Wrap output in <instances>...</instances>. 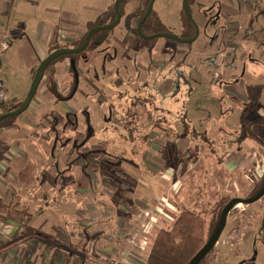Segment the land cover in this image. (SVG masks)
<instances>
[{
    "label": "rangeland",
    "instance_id": "obj_1",
    "mask_svg": "<svg viewBox=\"0 0 264 264\" xmlns=\"http://www.w3.org/2000/svg\"><path fill=\"white\" fill-rule=\"evenodd\" d=\"M148 1L149 0H145L144 2L140 0L139 10L143 12ZM113 5L114 3H112L108 12L109 20L114 18ZM182 5V0H156L153 7V14H156L159 20L157 28L159 30H167L176 35H180V26L182 25L183 16L181 14ZM258 8L261 9V11L254 16L262 15L260 18L263 20L262 24L264 25V13L262 12L264 11V2L261 4V7ZM86 15L90 16L91 14ZM193 17L196 21L199 20V14L197 11L194 12ZM122 22L124 27L121 25L116 28V33L125 30V18H123ZM215 23L219 26L218 22ZM215 23L211 24L208 29L205 28L208 30L209 34L217 29L216 25H214ZM122 35H124L123 32H121L120 36ZM127 35L128 33L126 32L125 37L124 39H121V42L127 38ZM260 36V45L264 47V29L260 33ZM142 42L141 56L144 59H148L150 47L146 44L151 45L155 42H161L163 45L165 42L170 41L160 38L155 41L145 40ZM253 42L254 41L252 40L249 45H252ZM206 46L207 40L203 36L198 38L194 43L183 46L185 50L181 51L179 54L177 64L186 54L187 60L182 64L180 70L186 75V77H181L179 75V69H177L178 65H175L172 62L174 60L171 51L158 49L156 53L158 59L162 63L166 65L173 64L171 69H175V75L177 76L175 84L182 85L180 90L168 89L172 84L166 85L164 94L161 96V103L163 102L162 105H164L165 114L168 117L169 115H173L175 118H171V122L175 123L167 124L166 122H160L159 125L161 131L164 132L166 136H160L157 141L165 144L167 141L175 140L176 145L181 150H183L184 146L188 148L190 154L186 151L188 157L186 158V162L183 163V172L172 169V174H166L164 172L165 168L162 167V160L166 158V153L162 151L156 152L157 149L152 147L151 149H154L153 151L156 154L155 156L151 155L150 157H147L144 155L147 146L141 145L139 146L141 149H139L138 154L133 156L131 153L127 155V153L122 150L129 159L127 158L122 161L121 165L118 166L119 168L114 170L104 168L100 170V168L97 167L95 171L92 172L94 175L93 182L87 180L86 177H88V175H84L83 167L79 165L83 164L84 156L88 158L86 153L88 143L103 142L107 147L108 141L112 146L115 144L114 146L118 147V145L123 142L119 137L113 138L114 140L111 141L109 140L111 137L106 138V135H104L102 139H98L102 134V129L105 127H112V122L108 121L106 118L112 116L110 106L112 101L115 100L116 95L109 90L107 91L106 96L108 99H111L108 104H106V102H101L100 99L97 101L96 96L92 93H88V96L84 93L72 95L69 104L60 103L56 99L55 94L45 95L43 108L46 106V109H49V112L41 113L39 111L41 117L43 115L50 116L52 113H60L64 116L68 114L70 116H75L74 119H79L80 126L82 127V129L74 131L73 127H69L68 125L67 128L61 131L58 127L57 121L51 120L53 126L46 130V127H44L41 122L42 120L35 117L34 121L33 114L30 112V110H40L42 94L40 92L41 90L39 91L38 89L36 96L32 101L31 109L25 111L20 116H15L10 119L16 121L15 127L18 129H4L3 127L10 122L8 119H5L0 123V165H3L5 168L10 165L9 161H15V169H13L12 172L8 170L5 173V176L4 173L0 174V220H2L0 223H7L11 228L17 225L18 231H15V233L20 232L21 230L22 233H30L24 230L29 227L24 221L26 216H28L29 213L31 214L30 211L35 215H40L42 213L50 215L54 209L58 207L61 209V206L65 205L69 211L64 214L74 215V210H76L77 213L79 208L78 201L82 198L81 194L84 192L89 197L83 199H88L90 202H96L100 198L112 196L115 197V200L112 198L108 199L111 200V203L114 206L116 205V210L118 208V205L116 204L118 200H121L123 203L121 207L127 206L128 209H130L128 205L131 203L134 206L135 199L139 198L142 194V190L139 189V186L142 187L141 184L144 185L143 182L145 181L149 183L153 178L148 179V177H152L151 172H154L156 173L155 180H158L162 184V188L157 191L154 196L149 198L154 199L155 201V209L152 208L150 211L151 218L154 217V219H151L147 223V220H143V218L140 220L138 218L139 223L136 226L137 228L135 227L136 229H132L133 233H131V238L134 243L133 249L136 251H133L132 249L131 251L133 253L124 255L123 260L125 261V264H147L149 255L152 252L159 234L172 229H170V227H172L175 220L174 218L179 214L178 211H180L179 209L177 211L176 203H182L181 200L194 204V207L191 209L205 219L200 220L203 233L202 236L204 237L207 235L211 218L209 211L214 203H216L222 196H232L234 194L242 195L245 193L251 194L255 191V185L261 184L262 182L264 183V178L261 181H257V177L259 178L260 174L263 173L262 171H264V148L257 139L251 137V135L257 134L264 137V123L253 126L252 129L249 125H243L247 128L241 135L239 130L242 122L240 119H242V115L245 114L247 109L245 102H242L233 92H231V95H228L225 93V90L220 87H218L217 91L213 93L214 99L209 97L210 95L201 91V86L197 83L198 77L193 70L203 64V62L206 64L207 54L198 57V52L205 49ZM6 52L7 51L1 55V58L4 57ZM193 54H196V56L191 57ZM230 56L229 69L233 67L231 71L239 75V78L244 82L245 93L251 96L255 91H258L260 95L262 92L261 87L264 82L258 81V83H256V80L254 79H256L255 77L258 75L257 77H259V80H264V78H260L261 76H264V62L258 63L256 61H247L245 63H238L240 59L237 60V56L234 55L232 51ZM209 57L208 61L213 64L212 68H214L215 71L221 72L226 68L225 65H222V67L219 66L218 61L212 63V61L214 62V59L212 56ZM28 59L30 58L26 53L23 56L22 54L17 53L16 55L11 54V57H8V60L4 58L3 65H0V76L4 81L9 95V102L0 105V115L5 114V112L8 113V110L14 106L10 105L11 103L15 101L23 102L27 98L30 89L29 83L32 82L28 81L30 80L28 78L30 71ZM98 66H101V63H99ZM57 77L61 86L64 87V85H62L64 84L62 83L63 79H61L60 76ZM90 77L94 78L99 86H102L104 83L102 75L97 72H92ZM251 79L252 81H250ZM189 85H191V87ZM234 85L237 86L238 84L236 83ZM40 86L41 87L39 88L42 89V84ZM84 89L85 91H88L85 85ZM258 92L256 93L258 94ZM241 98L244 100L243 96ZM64 99H68V97H65ZM261 99L264 98L259 96L258 101L263 104L264 100L261 101ZM216 106L223 113L224 118L230 122V128L233 133L230 137L223 135V137L219 139H213V134H203L200 135V139H202L204 143H194L193 138L197 133L196 130L198 126H203L204 128H207V130L211 129V131L221 129L223 128L222 126L229 128L228 124L220 123V119L215 124H211L209 122L210 120L207 121L208 117L211 119L212 109H216ZM257 112L261 114L263 113V110L260 109L254 113L252 108L249 113L245 114V119H248V121L253 120V118L258 117L259 114ZM214 116L212 117L214 118ZM28 120H32L33 123L29 125ZM143 121L144 123H148L151 120L147 117L143 119ZM201 121L204 122L201 124ZM88 129L94 131L95 134H88ZM154 131L160 130L156 129ZM35 132L39 133L40 136H34ZM107 132L111 133L109 131ZM50 133L53 134L50 135ZM24 136L28 137L27 142L29 139V151L31 152L29 154L28 151L29 159L25 162V166L22 170L25 174V179L28 177L26 181L21 174L22 171L20 166L23 165V160L21 159V151L19 150L26 149L27 142L23 141V139H25ZM246 139L251 141V146H249V141H245ZM208 140L209 144H207ZM211 140L215 141L214 144ZM4 143H7V146L11 145L10 151L5 154L4 151L7 148L2 151V149H4ZM196 144H201L198 147L202 146L199 154H196L195 152ZM242 144L244 146L243 152L248 153V160H246L247 164L244 165V168L238 166L235 171L232 170V172H226L223 167L217 165V163L226 158V155H229V153L231 154L229 157L231 159L230 161H234V163L238 162L239 164L240 161L244 160L242 153L240 154L237 152ZM210 148H215L214 155L218 158H214L211 154H208L210 153ZM174 149L177 150V147ZM110 150L115 152L116 148H110ZM208 150L209 152L206 153ZM170 151V157H172V147L170 148ZM181 152L183 153V151H180V153ZM22 154L24 153L22 152ZM249 154H251V156H249ZM4 159L6 160L4 161ZM197 162H199L198 166ZM10 167L11 166H9V169ZM39 169H45V171L49 172L55 171V176H57V172L58 174H62L61 177L63 180L58 183L59 186L56 187L55 191V195L58 197L59 202L55 203L52 207H50L51 203H46V199L43 197V195H45V189L38 199L35 197L37 189L34 187V182L31 178L33 173L31 171H38ZM17 170L18 173H20V176L15 174V171ZM105 172L109 175L107 182L110 185L106 184V187L103 186ZM176 173L178 174L175 177ZM164 178L166 180L163 185V182L160 179L164 180ZM174 179L180 182L175 184L176 188L172 187L173 183L170 184L169 187H171V190L167 193L169 194L168 196L166 194L168 190V182L170 180L173 181ZM24 181L25 183L23 186H20L21 182ZM13 182L18 183L17 187H15V185L11 187ZM233 182L238 188L234 186L233 189ZM87 183H89V185ZM66 185L72 186L71 192H69V197H63L65 196L63 195L61 196L62 198H59L60 194L65 191ZM180 185L181 188H179ZM46 191L51 193V197L53 196L54 191L52 189ZM26 194L29 195L30 198H28ZM149 194L151 193L149 192ZM238 204L241 205L237 206V208L230 214V222L228 219L227 228H225V232H223V235L220 238L222 244L220 245V250H218L217 264H264V198L252 203L250 206H247L244 203ZM168 209L170 211H168ZM91 210H94V208H91ZM142 210L141 212L144 213V216L149 218L150 215L147 214L149 212H147L146 209L144 211ZM168 215L174 218H171ZM64 217H68V215H65ZM229 228H235L236 230V233H234L235 239H231L232 244L231 242L223 243L224 240H228L226 233ZM6 230L8 229L6 228ZM6 232L7 231H5V233ZM213 254L214 252L211 256H213ZM211 256L209 258H211Z\"/></svg>",
    "mask_w": 264,
    "mask_h": 264
},
{
    "label": "flooded vegetation",
    "instance_id": "obj_2",
    "mask_svg": "<svg viewBox=\"0 0 264 264\" xmlns=\"http://www.w3.org/2000/svg\"><path fill=\"white\" fill-rule=\"evenodd\" d=\"M142 1L145 2V0ZM263 2L264 0H188L190 6L189 7L190 13L192 16L191 19L185 10L182 0L183 5H182L181 14L183 16H182V25L180 26L181 34L177 36L182 39H192L196 37L194 41L187 43V42H180L178 40L169 37L161 36V34L163 33H172V34L174 33L167 30H159L157 28L159 24V20L157 15L153 14V9L149 17L142 24L143 34H141L138 28L142 18L144 17L149 7V4L151 3V0L148 1L143 12L139 10L140 0H122L120 4L122 6V12H121L122 17L120 23L113 29L96 31L91 36L90 42L87 48L83 52L79 54L69 55L68 58L70 59V67L72 69L74 83L72 87L70 86V89L68 90L67 94L61 95L59 86L57 85L55 86L54 89V84H52V81L49 82L50 90L54 89L53 94L55 95L57 94L56 96H58L59 99L58 101L60 103L64 101L63 103L69 104L70 97L72 95H76L77 91H79L78 89L80 88L79 80H78L80 74V69L78 67V60L83 57L86 61H89V59H91L92 56V54L90 53L96 52L95 54V56L97 57L95 63L96 65L93 66L92 69L88 70V73L91 74L92 72L94 73L97 72L98 74L102 75L104 79V83L102 84V86H99L97 81L94 78H92V83L90 84L88 83L89 84L88 86L92 88L93 90L92 94L96 96L97 101H99L100 98L105 97L107 95L106 91L108 90L116 95L115 100L112 101V104L110 106L112 116L106 118L108 121L112 122L111 123L112 127L110 128L105 127L104 129H102L101 130L102 134H105L107 131H109L111 133L117 134V136L119 135V137L123 140L130 141L129 143L131 144L130 153L132 156L138 154L139 146L146 145L147 149L144 155L150 157L151 151L153 152L154 150L151 148L155 147L157 149L156 152L162 151L166 153V158L162 160L163 163L162 167L165 168L164 171L175 169L183 172L182 170L183 163L186 162V158L188 157V154H190L188 148L184 146L183 150H181L176 145L175 140L167 141L165 142V144L157 141V139L160 136L162 135L166 136L165 133L161 131V127L159 123L160 122H166L167 124L175 123V122H171L172 120L171 118H175V117L173 115H169L168 117L164 112V105H162L163 102L161 103V96H163L164 94L166 85L172 84L168 89H178V90H180V87L182 86L175 84V79H177V76L175 75V69H171L173 64H170L171 65L170 66L162 63L156 55L157 50L162 49L164 51H171L174 60L172 62L176 65L178 62L179 54L181 53V51L185 50L183 48L184 45L192 44L202 36L205 37L207 40V46L205 49L198 52V57H202L207 54L206 64L203 62V64H201L199 67L193 70V72H195V74L198 77L197 83L200 86L201 84H203L202 82H207L210 79V84L209 85L203 84V86H201V91L210 95L209 97L214 99L213 93L217 91L218 87H220L221 89H224L225 93H227L228 95H231V92H233L242 102H245V106L247 107L245 114L249 113L252 108L254 113L260 109L263 110V113L261 114L257 112L259 114L258 117L253 118V120L251 121L245 119V114L242 115V119H240L242 123L239 130L240 134L242 135V132H244L245 129L247 128L243 125L245 124L249 125L252 129L253 126L264 123V103L261 104L258 101L259 96L264 98L263 96L264 84L261 87L262 92L260 95L258 91H255V93H253L251 96L246 94L244 90V82L239 78V75H237L238 77L234 79L232 78L234 72L231 71L233 67L229 69L230 58H231L230 55L232 51V53L237 56V60L240 59L238 63H245L247 61H256L258 63L264 62V47L260 45V41H261L260 33L264 29V25L262 24L263 20L260 18L262 17V15L261 16L256 15L257 17L254 16L255 14H258L261 11V9H259L258 7H261V4ZM195 11H197L199 14V20L197 21L193 17ZM262 12L264 13V11ZM116 17H117V13H116ZM123 18H125V30L124 31L121 30V31L124 33V35L117 36L115 30L121 25L122 27H124V24L122 22ZM115 19L116 18H112L110 20L109 19L100 20L97 21L95 24L90 25L86 33L84 34V37L79 42H77L75 46H72L71 48L82 46L85 43L88 32L91 28L111 23ZM215 22H218L219 26H217ZM213 23H215L214 25H216L217 29H215L214 31H212L211 34H209L207 29ZM126 32L128 33L127 38L123 42H121V39H124ZM160 38L167 39L170 42H165L163 45L161 44V42H155L151 45L146 44L149 45L150 47L149 58L148 59L142 58L141 56V48L143 43L142 41L145 40L155 41V40H159ZM252 40L254 41L253 44L249 45V43L252 42ZM90 49H92L93 51ZM195 56L196 54L191 55V57H195ZM209 56H212L214 59V62L211 60L212 63H216V61H218L219 66L222 67V65H225L226 68L223 69V71L221 72L215 71L214 68H212L213 64H211L208 61V59L210 58ZM186 60H187V55L185 54L177 64L178 65L177 69H179V75L181 77H186V75L180 71L182 68V64L185 63ZM98 61L99 63H101V66H98L99 64V63L97 64ZM57 62L58 60L56 59L52 63H50V65H48L47 68L45 69L44 75L47 71L50 70L51 66L55 65ZM88 68L89 67H87V69ZM202 74H205V76L208 77V79L201 81ZM227 74L229 76L228 78L224 76ZM257 76L258 75H256L255 77L256 79H254L256 80V83H258V81L264 82V80H259V77ZM260 78H264V76H261ZM250 81H252V79ZM236 83L238 84L237 86L234 85ZM189 86L191 87V85ZM101 88H102V92L99 91V89ZM256 92H258V94ZM242 96L244 97V100L241 98ZM65 97H68V99H64ZM263 100L264 99H261V101ZM110 101L111 99H109L106 102V104H108ZM23 103L24 101L13 102V105L17 106L18 108L11 107V109L8 110V112H12L19 109L23 105ZM30 109L31 106L28 110ZM30 112L34 114L36 113V111L33 110H30ZM212 116H214V118ZM43 117L44 115L42 117L40 116V119L41 118L43 119ZM64 117L66 118H63L62 115H59L57 113H55L54 116L52 115L46 116L45 117L46 118L45 120H47V126L45 123L46 130L50 129L53 126V122L51 120L57 121L58 127L61 131L67 128L68 125L69 127H73L74 131H78L82 129V127L80 126V120L74 119L75 116H70L67 114ZM147 117L151 121L148 123H144L143 119ZM11 118L12 117L5 118L8 119L10 122L3 127L4 129L6 130L18 129L15 127L16 121L15 120L12 121L13 119L10 120ZM219 119H220V123L226 125L230 124V122L224 118L223 113L220 111V109L216 106V109H212L211 119L208 117L207 121L210 120L209 122L211 124H215L219 121ZM3 120L0 121V123L3 122ZM203 122L204 121H201V124ZM28 124L31 125L30 123ZM156 129L160 131H154ZM221 129H217L216 131H208L207 128H204L203 126H198L196 130L197 133L193 138L194 143L195 142H200L201 144L204 143V141L200 139V135L203 134L206 135L207 133L213 134L214 136L216 135L217 139L223 137V135H227L226 133L220 134V132L218 131H220ZM87 132L88 134H95L94 131H91L89 129L87 130ZM247 132L249 133L248 130ZM58 133L61 134L60 132ZM52 134L53 133H50V135ZM34 136H40V134L35 132ZM103 136H101V139L103 138ZM251 137L257 139L258 142L261 143L262 147L264 148V141H263L264 137H262L260 134L251 135ZM211 141L214 144L215 141L214 140ZM201 144L199 145L196 144V148H195L196 154H199L201 152L202 146L198 147ZM207 144H209V140L207 141ZM171 147L173 148L172 157H170L171 155L170 152L172 151V150L170 151ZM176 147L177 150L174 149ZM240 150L241 149L239 147V150L237 152H240ZM123 151L126 152V150ZM123 151L112 152V150L110 149L108 150V148L105 146L103 142L101 143L94 142L90 144L88 143L86 147V153L88 155V158L84 156L83 164L79 166L83 167L84 175H88L86 179L93 182L94 175L92 174V172L95 171L97 167H99L100 170L104 168L113 169V170L119 168L118 166L121 165L122 161L128 158L126 154L123 153ZM180 151H183V153L182 152L180 153ZM186 151H188V154L186 153ZM247 154L248 153H246V155L243 156L245 162H247L246 161L248 158ZM230 155L231 154H229L228 156L230 157ZM26 157L28 160L27 154H25V158ZM228 160L231 159L229 158ZM220 162L221 160L217 163L218 166H220L221 164ZM198 164L199 162H197V166ZM31 172L34 174V177L32 174L31 178L34 182L35 189H37L35 193V197L37 199L39 198L40 194L44 192L41 190L42 187L46 185L54 191L52 197L50 196L51 195L50 192L48 191L44 192L45 195H43V197L44 199H46V203H50L51 201L56 199L55 191H56V187L59 186L58 183L62 182L63 180L61 177L62 174H58L57 172V176H55L54 175L55 171L49 172V171H45V169H39L38 171L35 170ZM262 172L263 173L260 174L259 178L257 177V181H261L264 178V171ZM21 174L22 177L25 179V174L23 171ZM177 174L178 173L175 174V177L177 176ZM18 176H20V173L18 174ZM108 178L109 175L105 172L103 179L104 183H107ZM27 179L28 177L25 179V181ZM25 181L21 183V186H23ZM177 182L179 183L180 181L174 179L173 181L170 180L168 182V190L166 194L171 190V187H169L170 184L173 183L172 187H175L176 186L175 184ZM15 183L17 182H13L11 187H13ZM234 186L235 183L233 182V189ZM254 187H255V191L251 194L245 193L242 195L234 194L232 196H222L216 203H214V205L209 211L211 218H210V227H208L209 230L207 235L203 237L202 236L203 233L198 234L200 239L198 241V243L200 244L199 251L203 248V246L207 243V241L211 238V236L215 233L216 229L220 225L227 204L231 200L236 198L249 199L256 196L264 188V183L262 182L261 184L255 185ZM179 188H181V185ZM167 195L169 196V194ZM27 197L30 198L29 195H27ZM263 198L264 196L257 201H260ZM181 202L182 203H176L177 211L178 209L180 210L178 211L179 214L175 218L168 215L169 217L175 219L170 229L176 227V225L180 222L186 223L187 217L190 218L192 225L197 227V223L198 222L201 223L200 220L204 218L191 209L194 207L193 203H188L185 202L184 200H181ZM251 204H246V205L250 206ZM236 208L237 207H233L228 213L226 225L222 231L220 238L222 237L223 232H225L224 231L225 228H227V221L230 218L229 217L230 214ZM168 211L170 210L168 209ZM234 233H236L235 228H229L226 233V237L228 238V240H224L223 243L231 242L232 244L231 239H235ZM220 238L215 243L212 250L208 252L205 256H203L197 264L218 263L217 260L218 250H220V245L222 244ZM213 252L214 254L213 256H211ZM210 256L211 258H209Z\"/></svg>",
    "mask_w": 264,
    "mask_h": 264
},
{
    "label": "crops",
    "instance_id": "obj_3",
    "mask_svg": "<svg viewBox=\"0 0 264 264\" xmlns=\"http://www.w3.org/2000/svg\"><path fill=\"white\" fill-rule=\"evenodd\" d=\"M112 3H114L113 0H0V19L3 26L0 33L6 35L11 41L10 49H8L4 57L1 58L0 65H3L4 58L8 60L11 54L16 55L17 53L23 56L26 53L30 58L28 59V63L30 64L28 76L30 80L28 81H32L39 63L53 50L60 47L75 46L77 42L84 37L88 27L100 21V17L103 18L102 20H108V12ZM86 14L91 15L87 16ZM121 32L122 31L116 33V35L120 36ZM90 54H92V56L89 61H86L83 57L78 60V67L80 69L78 80L80 88L76 95L84 93L88 96V93H93L92 88L88 86L92 83V77H90L88 70L96 65L97 57L95 56L96 52ZM98 63L99 61L97 64ZM87 67L89 68L87 69ZM57 76L63 79L62 83L64 84L62 85H64V87L59 83ZM224 76L227 78L229 77L228 74ZM201 77V81L208 79L205 74H202ZM236 77L238 76L234 73L232 78L234 79ZM50 81L54 84V89L56 85L59 86L61 95L67 94L70 86L72 87L74 83L69 58L59 60L45 73L42 79V89L39 88L42 94V104L40 110L37 109L35 114L32 113L34 121L35 117L40 119L39 111L41 113L49 112V109H46V106L43 108V105L45 95L53 94L54 89L50 90ZM202 83L209 85L210 79ZM29 84L31 86L32 82ZM203 84H201V86H203ZM84 85L87 87L88 91H85ZM99 91L102 92V88L99 89ZM56 99L59 100L58 96H56ZM108 100L107 96L100 98L101 102H107ZM63 102L64 101H62V103ZM57 114L65 118L63 114ZM54 115L55 113H52V116ZM45 117L46 116H44L43 119L41 118L43 126H45V123L47 126ZM28 123L31 124L33 121L28 120ZM228 126L229 128L222 126L223 128L218 132H220V134L226 133L227 136L230 137L233 131L230 128V124ZM208 131H211V129ZM103 135H106V138L111 137V139H109L111 141L117 136L115 133L108 132L106 134H101V136ZM101 136L99 139H101ZM24 137L25 139H23V141L27 142L28 137ZM117 137H119V135ZM213 137L217 139L216 135ZM245 141H249V139ZM129 143L130 141L123 140L118 147H115L114 144L111 148H116L115 152L126 150L127 155H129L131 151V144ZM29 144L28 139L25 147L26 149H19L21 151V159L23 160V165L20 166L21 170H23L25 162L27 161L25 154L28 156ZM243 144L240 146L242 151L240 150L239 153L245 156L246 153L243 154ZM249 144V146H251V141H249ZM6 146L7 143H4V149H2V151L7 148L4 154L11 149V145ZM138 148L141 149L140 147ZM213 149H210V153H208L209 150L206 151V153L211 154L214 158H218L214 155L215 148ZM22 152L25 154H22ZM30 153L29 151V154ZM155 154L154 151L150 153L152 156H155ZM249 156H251V154H249ZM228 157L229 156L226 155V158L221 160L219 166L223 167L226 172L235 171L238 166L244 168L246 163L244 160L240 161L238 164V162L234 163V161L228 160ZM5 160L6 159H4V161ZM14 163L15 161H9L10 165L5 168L3 165H0V174L4 173L5 176L8 170L12 172V170L15 169ZM9 166H11L10 169ZM18 170L15 171L17 176L19 174ZM164 172L166 174H172L173 170L171 169ZM151 173L152 177L149 176L148 179H153L150 180L149 183L146 181L143 182L144 185L140 183L142 187L139 186V189L142 190V194L139 198L135 199L134 206L131 203L128 205L130 209H128L127 206L121 207L123 203L121 200H118L116 202L118 205L116 210V205L114 206L111 200L108 199L112 198L115 200V197L112 196L100 198L96 202H90L88 199H83L89 197L84 192L81 194L82 198L78 201L79 208L77 213L76 210H74V215L64 214L69 211L65 205H62L61 209H59V207L54 209L50 215H46L45 213L35 215L30 211V216H26L24 221V223L29 226L24 230L30 233H22V230L15 233V231H18L17 225L11 228L7 223L3 224V222H1L0 264H125L123 260L124 255L133 253L131 251L134 244L131 238V233H133L132 229L137 228L136 226L139 223L138 218L140 220L141 218L146 220L141 210L155 209L154 199L149 198L154 196L155 193L162 188V184L158 180H155L156 173ZM160 180L164 185L166 179ZM87 184L89 185V183ZM106 184L109 185L107 182L103 183V186L106 187ZM14 185L17 187L18 183ZM44 189L46 191L50 188L45 185L41 190L43 191ZM71 189L72 186L66 185L65 191L60 194L59 198L63 195H65L63 197H69ZM149 192L151 194H149ZM56 198L57 200L54 199L50 202V207L59 202L58 197ZM91 208H94V210H91ZM65 215H68V217H64ZM6 228L8 230H6ZM5 231L7 232L5 233ZM133 251L136 250L133 249Z\"/></svg>",
    "mask_w": 264,
    "mask_h": 264
},
{
    "label": "water",
    "instance_id": "obj_4",
    "mask_svg": "<svg viewBox=\"0 0 264 264\" xmlns=\"http://www.w3.org/2000/svg\"><path fill=\"white\" fill-rule=\"evenodd\" d=\"M121 2H122V0H115V3H114V8H115V11L117 13L116 19L111 23L91 28L88 32L87 39L82 46L76 47V48L60 47V48L53 50L45 59H43L40 62L39 66L35 72L34 78L32 80V84H31L29 92L27 94L28 96L25 99L23 105L15 111L8 112L5 114H1L0 115V121L5 119V118H8V117L19 116L30 108L32 101L34 100L36 93L40 87L41 81L44 77L45 69L47 68L48 65H50V63H52L54 60L58 59L59 57H62L65 55L69 56L72 54H79V53L83 52L87 48V46L90 42L91 36L96 31H98V30H109V29L115 28L120 23V20L122 17V14L120 11ZM154 2H155V0H151V3L149 4V7H148L145 15L141 20V23H140L139 28H138V30L141 34H143L142 33V24L149 17V15L153 9ZM183 4H184L185 10H186L188 16L192 19L188 0H183ZM161 36L169 37V38L178 40L180 42H187V43L194 41L196 38V37H194L192 39H182V38H180L177 35L172 34V33H163V34H161ZM0 64H1V61H0ZM263 196H264V188L261 190L260 193H258L256 196H254L252 198H249V199L236 198V199L231 200L227 204L226 209L224 210L222 221H221L220 225L218 226V228L216 229L215 233L211 236V238L207 241V243L203 246V248L200 251H198L197 254L191 259L189 264H197L200 261V259L203 256H205L213 248L215 243L220 238L222 231L226 225L228 213L237 203L251 204V203H254L257 200H259Z\"/></svg>",
    "mask_w": 264,
    "mask_h": 264
},
{
    "label": "trees",
    "instance_id": "obj_5",
    "mask_svg": "<svg viewBox=\"0 0 264 264\" xmlns=\"http://www.w3.org/2000/svg\"><path fill=\"white\" fill-rule=\"evenodd\" d=\"M120 10L122 12L121 5ZM113 16L114 18H116L114 5ZM102 19L103 18L100 17V20ZM68 57V55H65L59 57L57 60H63ZM10 105H13V103H11ZM16 107L17 106H13L12 108ZM111 146L112 144L108 142V150L111 148ZM201 229L202 226L200 222H198L197 227H195L194 225H192L190 218L187 217L186 223L180 222L171 230L161 232L157 237L151 254L149 255L147 264H189L191 259L199 251L200 244L198 243V241L200 239L198 234L202 233Z\"/></svg>",
    "mask_w": 264,
    "mask_h": 264
},
{
    "label": "built area",
    "instance_id": "obj_6",
    "mask_svg": "<svg viewBox=\"0 0 264 264\" xmlns=\"http://www.w3.org/2000/svg\"><path fill=\"white\" fill-rule=\"evenodd\" d=\"M2 23H1V19H0V30L2 29ZM11 45V41L10 39L6 36L0 33V60H1V55L7 51L9 49ZM9 102V95H8V91L6 89V86L4 84V81L2 80L1 76H0V105H3L5 103ZM151 210H147L148 215H150V217L148 218L147 216H145V219L147 220V223L151 220L154 219V217L151 218ZM138 237V235H137Z\"/></svg>",
    "mask_w": 264,
    "mask_h": 264
},
{
    "label": "bare ground",
    "instance_id": "obj_7",
    "mask_svg": "<svg viewBox=\"0 0 264 264\" xmlns=\"http://www.w3.org/2000/svg\"><path fill=\"white\" fill-rule=\"evenodd\" d=\"M239 205H241V204H238V203H237L234 207H237V206H239Z\"/></svg>",
    "mask_w": 264,
    "mask_h": 264
}]
</instances>
